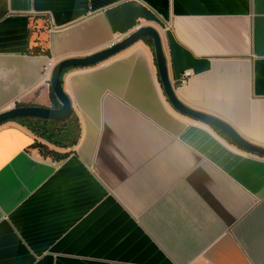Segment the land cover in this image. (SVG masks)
<instances>
[{
  "label": "crops",
  "instance_id": "1",
  "mask_svg": "<svg viewBox=\"0 0 264 264\" xmlns=\"http://www.w3.org/2000/svg\"><path fill=\"white\" fill-rule=\"evenodd\" d=\"M147 24L179 99L264 145V0H0V111L59 106L49 59ZM62 80L76 143L0 125V264H264V156L176 110L151 44Z\"/></svg>",
  "mask_w": 264,
  "mask_h": 264
},
{
  "label": "water",
  "instance_id": "2",
  "mask_svg": "<svg viewBox=\"0 0 264 264\" xmlns=\"http://www.w3.org/2000/svg\"><path fill=\"white\" fill-rule=\"evenodd\" d=\"M144 37H151L153 40L160 80L169 101L176 110L219 129L238 147L264 156L263 144L249 140L225 119L212 113L193 108L179 99L170 78L168 61L164 51L161 33L155 26L151 24L139 26L132 32L122 36L118 40L113 41L111 44L101 50L83 56L67 57L56 62L52 68L49 83L60 105H15L9 109L0 111V125L10 119H15L18 117H40L53 120H62L68 118L74 112V108L71 98L63 87V70L71 66H84L99 63Z\"/></svg>",
  "mask_w": 264,
  "mask_h": 264
},
{
  "label": "trees",
  "instance_id": "3",
  "mask_svg": "<svg viewBox=\"0 0 264 264\" xmlns=\"http://www.w3.org/2000/svg\"><path fill=\"white\" fill-rule=\"evenodd\" d=\"M143 39L151 44V46L154 48V43L151 37H144ZM34 51L48 52V49H42L41 46H36ZM51 94L54 98H56L52 88ZM15 119L27 125L30 129L42 135L48 141L60 146H67L69 144L76 143L80 135L79 119L75 112H73L68 118L62 120H53L40 117H18ZM215 129L232 142V140L223 134L219 129ZM35 145H38L44 154H49L54 157H64L67 155V152H58L43 142L37 141L35 142Z\"/></svg>",
  "mask_w": 264,
  "mask_h": 264
},
{
  "label": "built area",
  "instance_id": "4",
  "mask_svg": "<svg viewBox=\"0 0 264 264\" xmlns=\"http://www.w3.org/2000/svg\"><path fill=\"white\" fill-rule=\"evenodd\" d=\"M121 37L122 36L118 37V39H120ZM55 63H56V60L51 58L44 64L43 73H42V80H44V81L50 80L51 71H52V68H53ZM191 74H192V70H190V69L184 70L179 77V81L181 83L186 82L189 79V77L191 76Z\"/></svg>",
  "mask_w": 264,
  "mask_h": 264
}]
</instances>
